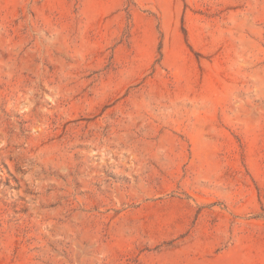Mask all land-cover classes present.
<instances>
[{
    "label": "rangeland",
    "instance_id": "rangeland-1",
    "mask_svg": "<svg viewBox=\"0 0 264 264\" xmlns=\"http://www.w3.org/2000/svg\"><path fill=\"white\" fill-rule=\"evenodd\" d=\"M0 264H264V0H0Z\"/></svg>",
    "mask_w": 264,
    "mask_h": 264
}]
</instances>
